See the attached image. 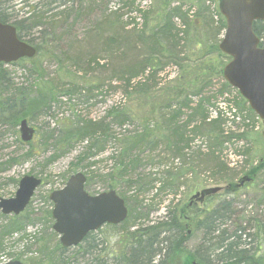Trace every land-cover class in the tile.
I'll use <instances>...</instances> for the list:
<instances>
[{
  "label": "rangeland",
  "instance_id": "obj_1",
  "mask_svg": "<svg viewBox=\"0 0 264 264\" xmlns=\"http://www.w3.org/2000/svg\"><path fill=\"white\" fill-rule=\"evenodd\" d=\"M7 1L9 12L17 14L18 19H23L30 11L24 6L26 4L34 6L42 0ZM65 3L66 5L55 11L45 13L46 10H43L45 19L38 21L43 25L39 24L34 29L36 37L37 30L41 29L55 34V37H52L55 43L44 47L39 61L47 73L55 79L54 83L68 84L65 85L67 91L75 90L76 87L96 88L90 97H84L87 96L85 89L81 93L69 92L64 96L57 94V97L45 103L42 110H36L32 115L27 116L29 124L36 129L35 138L30 144L20 140L19 122L17 126H12L7 124L6 119L0 120V198L14 197L19 181L24 176H34L43 180V184L35 190L27 208L21 215L16 216L23 222V230L0 240V257L17 259L24 264H62V260L67 264H95L90 255L92 249H85V245L61 252L59 237L51 235L54 232L52 229L54 220L52 219L51 222L47 220V213L51 212L53 207L49 194L63 188L68 178L76 172H82L87 176L92 172L93 176H96L86 183V189L91 195L113 186V189L125 198L130 209V219L132 220L136 214L141 217L136 223L118 225L120 227L117 226L116 231L107 226L96 232L97 248L92 251L96 255L93 256V260L104 259L111 253L120 254L125 248L121 236L127 237L128 233L125 234L127 229L135 231L140 226L145 228L163 220L169 213L173 217L182 218L179 223L184 229H182L184 235L187 231L191 232L190 237L183 240L181 249L179 246L177 248L181 256V264H188L186 252L192 251L200 239V234H195L194 230L197 219L225 198H234L242 215L262 218L264 207L256 204L255 194H258L257 188L264 187V168L258 172L252 182L240 188L236 195L224 190L219 196L207 198L203 204L184 208L196 191L208 187L226 186V183L216 184L210 178L213 175L210 172L213 168L212 164L200 167L199 160L203 158L199 155L196 156L197 158L193 156L195 151L204 145L203 136L189 134L188 146H185L186 155L182 154L181 158L171 160L174 166H179V162L185 164L184 171L187 174L182 178L181 186L175 191L168 189L158 196L155 190L150 191L145 196V201L150 204L145 212L135 207L128 197L132 193L118 181L115 182L113 175L122 150L115 144L113 138L133 131L137 126V121H134L136 119L132 120L133 123L119 127L112 125L115 123L113 118H107L112 128L111 141L103 152L93 157H86L89 139L77 140L65 149H62L61 143L58 142L63 129L69 128L71 123L99 120L115 106L125 104L130 112L143 113L136 107L137 95L133 96V101H129V97L121 92L118 80L125 74L117 72V65L120 63L119 59L126 57L128 50L124 47L128 45L133 47L131 54L139 58L145 49L138 36H141L143 31L148 35L152 31L157 34L159 32L157 28L165 19L170 21L175 29L173 34L177 35V40L171 39V44L178 42L177 50L181 53L177 63L166 65L163 72L157 75L158 86L167 83L169 86H180L179 90L189 93L198 89L204 82H210L204 91L206 97L209 95L213 97L209 106L210 116L214 118L219 110L225 112L226 116H230L225 124V130L227 133L234 131L237 127L232 122V111L228 109V105L233 100L239 101L236 95L238 91L228 84L232 89L231 93L221 95L219 90L226 81L222 73H217L220 69L223 70L228 62L218 48L224 30L217 36L215 49L212 48V42H215L212 38H215L213 33L216 28L222 23L226 26L225 18L218 10L217 0H57L53 6ZM58 13L63 15L54 18V14ZM32 23L37 24V19ZM130 30L134 32L130 33ZM111 46L113 53L109 52ZM75 54L83 55L87 59L90 58V54H95L99 70L101 66L104 68L101 78L83 77L90 67L85 65L83 67L79 61L77 62ZM31 62L32 59L23 63L16 62L6 65L5 68L14 85L33 92L37 90V76L29 69ZM97 74L98 72L95 76ZM89 80H93L94 83H88ZM99 81L101 85L98 84ZM193 102L196 104L198 98H193ZM245 123L248 124L249 120ZM263 129L262 120L258 118L254 126L248 128L250 140L239 143L231 140L225 144L223 160L228 168L239 173L234 178V183H237L239 178L252 167L264 162ZM244 148H249L248 153L243 156L238 155L237 152ZM88 165L91 167L89 168ZM155 169L163 170L161 167L153 168L152 171ZM6 217L12 216H3L0 212V231L8 222ZM45 241L46 247L43 245Z\"/></svg>",
  "mask_w": 264,
  "mask_h": 264
},
{
  "label": "trees",
  "instance_id": "obj_2",
  "mask_svg": "<svg viewBox=\"0 0 264 264\" xmlns=\"http://www.w3.org/2000/svg\"><path fill=\"white\" fill-rule=\"evenodd\" d=\"M7 3V0H0V22L13 25L19 39L33 45L37 50V56L32 59L33 62L29 68L31 73L37 76V90L31 89L33 91L31 92L25 87L14 85L5 65L0 64V120L6 119L7 124L17 126L20 119L32 115L36 110H42L45 103L57 97V94L64 96L69 92L81 93L85 89L87 96L84 97L92 96L96 87H76L75 90L67 91L65 85L68 84L54 83L55 79L47 73L39 61L44 47L55 43L52 38L55 37V34L41 29L37 30L36 37L34 29L39 24L43 25L38 21L45 19V13L55 11L66 3L56 7L53 5L57 3V0L38 1L34 6L26 4L24 7H28L30 11L26 13L28 16L23 19H18L17 14L9 12L10 8ZM43 10H46L44 14ZM61 15L63 13L54 14V18ZM36 19L37 24L32 23ZM224 29L223 23L216 28L213 33L215 38L212 39L215 42H212V48L215 49L217 36ZM157 30L159 31L157 34L152 31L148 35L146 31H143L141 36H138L145 49L139 58L131 54L133 47L128 45L124 47L128 50L126 57L119 59L120 63L117 65V72L125 74L118 80L121 92L129 97V101H133V96L137 95L136 107L143 113L134 114L125 104H122L110 109L106 116L99 120H81L71 123L73 126L70 124L69 128L63 129L61 136L58 137L62 149L71 146L77 140L89 139L88 153L86 154V157L89 158L103 152L111 141L112 128L110 122H107V118H113L115 123L112 125L119 127L130 122L133 123L132 120L136 119L134 121H137V126L133 131L122 133L119 137L113 138L115 144L120 149L122 148L120 160L116 162V170L113 175L115 182L118 181L127 188L128 192L132 193L131 196L128 195L129 200L143 212L150 206L145 201V196L150 191L155 190L156 196H158L168 189L177 190L183 183L182 178L187 174L184 171L185 164L179 162V166H174L171 160L181 158L182 154L186 155L184 153L185 146H188L189 139L187 137L189 134L200 135L204 138V145L200 146L193 155L203 158V160H199L200 167L212 164L213 168L208 167L213 173L210 178L216 184H221V182L232 184L239 173L228 168L223 160L225 144L231 140L237 143L250 140L248 139V128L254 126L258 120L247 102L236 92L239 101L233 100L228 105V109L232 111V122L237 128L227 133L225 124L230 116H226L225 112L221 110L217 111L214 118L210 116L209 106L213 97L210 95L206 97L204 92L210 82H204L198 89L189 93L179 90L180 86H169L167 83L158 86L157 75L163 72L166 65L177 63L181 52L177 50L178 42L171 44V39L177 40V35L173 34L175 29L169 20L165 19ZM253 30L261 41L260 45L264 47V21L255 22ZM133 32L130 30V33ZM112 51L111 46L109 52L113 53L114 51ZM75 55V59L83 67L84 65L90 67L83 77L101 78L104 68L101 66L99 70L95 54H90L88 59L80 54ZM223 58L227 61L230 59L226 56ZM25 61L20 60L18 63ZM97 72L98 74L95 76ZM217 73H222V70L220 69ZM88 83L91 84L94 81L89 80ZM98 84L101 85V82L99 81ZM230 90L232 91L228 83L224 82L219 93L223 95ZM196 97L198 102L195 104L193 98ZM246 120H249L248 124L245 123ZM80 122L81 124H79ZM247 151L249 148L240 149L237 154L243 156L248 153ZM88 167L91 166L88 165ZM161 167L162 171L156 169L152 171L153 168ZM247 172L255 173V167ZM92 177L96 176L89 172L87 180H91ZM257 189L256 204L259 207H264V187ZM238 192L239 190H235L228 193L236 195ZM238 208V202L234 198H225L204 212L201 219L195 223L194 230L195 233L200 234V239L192 251L186 252L188 263L194 259L199 264H264V214L260 219L256 216L246 217ZM144 215L146 214L144 213ZM139 218H141L140 215L136 214L132 220L128 217L123 224L136 223ZM7 219V224L0 231V240L23 230V222L19 217L12 216ZM47 220L48 222L52 221L51 212L47 213ZM180 221L177 216L173 217L168 213L163 220L145 228L140 226L135 231L127 229L125 232V234L128 233L127 237L121 236L124 242L121 241V243L125 248L120 254L112 253L110 255L116 256L113 262L102 261L99 258L93 260V256L96 255L92 251L97 248L96 233L88 234L80 246L85 245V249H92L90 255L92 262L96 264H166L167 262L179 264L181 256L177 248L179 246L181 249L183 240L190 237L183 234L184 229L181 227ZM109 227L116 231L120 226ZM51 235L52 237L56 236L54 232ZM43 245L46 247V241ZM66 250L62 248L61 252ZM61 258L63 257L61 256ZM62 264H67V262L62 260Z\"/></svg>",
  "mask_w": 264,
  "mask_h": 264
},
{
  "label": "water",
  "instance_id": "obj_3",
  "mask_svg": "<svg viewBox=\"0 0 264 264\" xmlns=\"http://www.w3.org/2000/svg\"><path fill=\"white\" fill-rule=\"evenodd\" d=\"M218 7L226 19V30L219 43V50L231 60L223 68L224 79L247 100L250 108L264 125V48L253 31L255 21H264V0H218ZM36 49L20 40L16 28L0 22V64H10L22 58H33ZM21 140H33L35 129L27 119L20 121ZM264 139V129L262 131ZM252 178L244 176L239 180L242 186ZM86 177L81 173L70 176L66 185L53 191L49 199L53 202V230L59 235L64 248L79 245L86 235L105 224L117 225L123 222L128 209L125 201L114 190L96 196L89 195L84 185ZM42 181L34 176H24L15 196L0 198L3 215H19L28 206L34 191ZM222 188L204 189L193 198L203 202L206 196L219 192ZM4 264H23L11 261Z\"/></svg>",
  "mask_w": 264,
  "mask_h": 264
},
{
  "label": "flooded vegetation",
  "instance_id": "obj_4",
  "mask_svg": "<svg viewBox=\"0 0 264 264\" xmlns=\"http://www.w3.org/2000/svg\"><path fill=\"white\" fill-rule=\"evenodd\" d=\"M190 201V199H189ZM191 203H189L190 206H193L194 204H196L195 202L193 201H190ZM116 256H109V257H105L104 259H102V261H107V262H113V259L115 258Z\"/></svg>",
  "mask_w": 264,
  "mask_h": 264
},
{
  "label": "bare ground",
  "instance_id": "obj_5",
  "mask_svg": "<svg viewBox=\"0 0 264 264\" xmlns=\"http://www.w3.org/2000/svg\"><path fill=\"white\" fill-rule=\"evenodd\" d=\"M96 264V263H95Z\"/></svg>",
  "mask_w": 264,
  "mask_h": 264
}]
</instances>
